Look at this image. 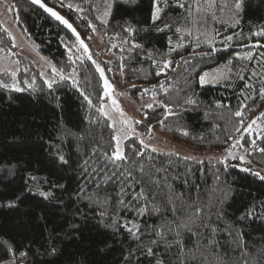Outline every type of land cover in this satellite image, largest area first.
Masks as SVG:
<instances>
[{
	"label": "trees",
	"instance_id": "16d2710c",
	"mask_svg": "<svg viewBox=\"0 0 264 264\" xmlns=\"http://www.w3.org/2000/svg\"><path fill=\"white\" fill-rule=\"evenodd\" d=\"M42 2L69 19L83 38L86 39L91 33V30L86 28V22L77 19L76 12L60 8L57 0H42ZM71 2L89 9L90 4H98L99 0H88L87 3L85 0H71ZM202 7L205 11L200 14L199 20L201 25H206V29L201 27L197 31L193 27L192 36H185L181 41L179 38L184 33H177L176 29L187 27L182 19L185 15L184 9L175 6L165 9L162 14L163 19L170 24V27L157 31L156 27H162V24L158 22L156 26L151 25L150 0H137L135 4L116 0L112 16L109 18L108 35L103 37V40L109 43L115 41L117 44L116 48H112L114 57L112 59L105 57L106 47L105 51L99 52L100 55L97 56L98 51L92 40L86 39V42L90 45L93 59L105 68V77L111 83L115 84L122 80L125 84H135V88L129 89L132 94L155 95L156 100L171 104L176 115H169L163 126L159 121L164 119V109L154 105L153 109L145 110L149 119L144 120L143 115L144 122L137 125L138 131L147 130L148 125L151 124L172 141L200 150H222L232 143L228 140L229 136L235 138L241 136V133L234 131L238 118L232 115L240 107L241 102L256 109L252 112L247 108L243 109L245 125L264 111V101H261L258 95L261 87L259 78L249 79L253 71L264 73V67L260 63L264 58V36L254 35L264 28V0H243V10L238 24L234 23L233 19L224 22L216 17L214 20L211 17V8L214 6L209 8L208 5L202 4ZM12 10L18 28L36 45L37 51L42 56L57 68H64L65 74L72 72L73 68L76 69L74 78L80 81V89L91 97L93 106H88L79 91L71 86V81L63 82L59 87L53 85L52 90H48L40 77L39 70L31 63L28 66L26 62L23 65L29 68L28 71L21 69L16 76V82L23 90L0 88V241H8L19 250H26L30 246L32 252L29 254L28 264H33L32 254L37 250L40 254L35 256V264H125L123 258L128 248L136 247V243L122 229L114 236L111 230L101 225L97 213L104 210V206L90 204L86 199L77 200L75 196L84 180L81 170L77 167L81 154L88 153L97 146L99 149L107 148L112 134L111 129L107 127L111 123L110 120L101 117L96 110L104 101L103 81L100 79V74L86 57L82 64L76 60V55L79 53H75V50H73V60H76V63L68 61V52L64 43H70L75 38L37 7L26 0H12ZM84 15L94 17L95 14L88 11ZM125 21L138 30L130 39L144 44L145 49H156L163 54L167 51L169 37L172 38L173 44L184 43L185 48L172 52L170 58L178 61L184 56L190 60V64L183 62L179 66L173 64L174 72L166 69L167 75L156 76L157 69L146 58L144 51L137 49L129 52L131 42L122 45L124 51H121V41L128 35L122 27ZM145 27L149 29L147 32L143 31ZM98 33L101 36L99 31ZM241 33L243 34L241 36L235 35ZM61 36L65 37L64 43L60 40ZM197 36L201 40L214 37L215 46L221 50L212 57L191 55L193 52L191 43ZM227 36L234 38L229 42L230 46L225 49L223 41ZM0 47L4 48L0 55L15 53L12 41L3 32H0ZM205 50L208 49L202 45L195 51L199 53ZM249 55L252 59H245ZM120 56L132 57L123 61L125 64L123 75L119 72ZM109 60L112 62L106 65L104 62ZM229 60H232L231 65L227 64ZM221 65H227L232 69L231 73H227L229 78L217 85L201 87L199 75ZM107 68H112L113 71L109 72ZM238 74H242L245 79H239ZM0 80L12 83V78L4 74H0ZM161 82L163 89L160 87ZM246 83L251 87L246 88ZM153 85L157 86L155 93H153ZM144 89L149 90L147 94H144ZM181 89L187 91L189 95L194 94L196 105H184L186 97ZM248 95L253 99L244 100ZM57 96L59 100L56 99ZM177 101L183 107L178 106ZM216 102H219L220 107H216ZM206 111L211 113L207 118L204 115ZM86 116L95 117L98 123L90 124L85 119ZM257 123L260 126L257 131L242 134V145L248 147L251 137L256 138L259 132L264 130V120ZM181 130L187 131L189 135L184 136ZM80 136L84 137L82 141L77 139ZM131 142L138 143V138L132 137L131 141L124 143ZM257 145L264 147V139H258ZM55 146L63 148L70 165L61 168L50 163L54 159L50 152L54 151ZM77 147L80 149L79 154ZM144 151L145 159L150 153L153 158L151 163L156 167L167 169L166 173L157 175H166L171 184V191L175 194L182 193L186 203H218L223 199L221 207L225 212L224 219L217 220L213 215L212 226L221 229L215 238L224 248L229 246L226 228L232 225L243 230L250 251L257 256L262 254L264 223L259 219L252 222L247 219L240 220L239 217L253 204L256 205L257 211H261L259 202L264 201V182L239 171L231 163L225 168L224 164L218 162L198 163L173 154L151 153L149 148ZM248 159L258 170L264 168V155L261 153L253 152ZM9 169L14 173L11 176L8 175ZM29 174L41 178L39 182L31 185L33 191L39 187L51 190L56 199L45 201L33 192L26 191L28 186L25 185V180ZM217 176H219L218 181ZM45 177L49 183L42 182ZM52 183L63 184L64 187H52ZM229 186L231 192L224 197V192L228 191ZM91 191L92 186H89V192ZM168 191L169 189L164 187L160 195L164 197ZM109 192L115 196L112 186H109ZM17 195H21L17 207L2 206L9 200L15 199ZM115 207L116 203L113 199L107 209L112 212ZM143 219L148 223L159 222V217L156 216ZM50 232L54 236L51 247L57 249L55 256L47 255L50 250L48 239ZM148 239L147 236L144 237L145 243ZM185 239L188 247H192L194 239L190 235ZM0 247L3 245L0 244ZM158 251L163 252L164 249ZM209 258L211 259V253ZM151 259L139 255L138 258L132 259L131 264H149ZM234 259L235 256L229 259L228 264H233ZM166 260L173 264L172 253L167 255ZM261 264H264V260Z\"/></svg>",
	"mask_w": 264,
	"mask_h": 264
},
{
	"label": "snow or ice",
	"instance_id": "6c2138e0",
	"mask_svg": "<svg viewBox=\"0 0 264 264\" xmlns=\"http://www.w3.org/2000/svg\"><path fill=\"white\" fill-rule=\"evenodd\" d=\"M30 2L31 4L38 5L45 13L71 32V36L75 39L70 43H64L65 37H60L61 42L64 43L67 49L68 61L75 64L76 60H79L82 64L86 57L87 60L92 62L96 72L100 74V79L103 81V97H108V99L111 100L112 105L115 107V111H117L121 117L120 120L113 119L111 114L106 110L104 104H101L100 107L96 109L101 117H106L108 120H111V123H109L107 127L111 129L112 134L110 135V142L107 148L99 149L97 146L92 148L90 152L81 154V160L77 162V167L81 170L84 180L83 183L79 185L75 196L77 200L86 199L90 204L95 203L104 206V210L97 213L101 225L111 230L114 236L122 229L136 243V247L133 248L130 246L128 248L127 254L123 258L125 264H131L132 259L134 257L138 258L139 255L152 258L149 264H170V262L166 260L169 253H172L173 264H228L229 259L233 256H235L233 264H261V261L264 260V250H262V254L259 256L250 251L242 229L232 225L227 226L226 231L229 237L227 241L229 246L227 248H224L215 238L217 232L221 231V229L212 226V217L214 215L217 220L224 219L225 212L223 207H221L223 199L219 200L218 203H186L182 193L175 194L171 191V184L166 175H157L158 173H166L167 169L156 167L151 163L153 158L150 153L147 159H145L144 150L148 149L150 146L143 138H139L138 143H124L125 141H131L133 134L137 137L146 135L144 133H139L133 125L142 124L144 120L149 119L148 113L145 112L143 114L144 120H133L126 117L124 110L120 107L117 100L112 99V95L115 94V85L105 77V68L93 59L90 45L86 42V39L92 40L98 31L101 33V42L103 41V37L108 35L109 18L112 16L116 0H100L98 4H90L89 9L74 4L71 0H57L60 8H67L69 11L76 12L77 19L86 22V28L91 30V33L86 39L81 36V33L74 27L69 19L61 15L60 12L54 10L53 7L47 6L42 0H30ZM87 2L88 0H85V3ZM129 2L135 4L137 0H123V3L127 4ZM150 2L151 25L156 26L158 22L162 24V27H156L157 31H163L170 27V24L163 19L162 14L165 9L170 6H175L185 10V15L182 19L187 27H177L176 29L177 33H184V35L179 38L181 41L185 36H192L193 27H195L197 31H199L201 27L206 29V25H201L199 20L200 14L205 11L202 4L208 5L209 8L216 6V0H150ZM100 4H102L103 7H101ZM225 8H229L231 19H233L234 23L238 24L240 13L243 10V0H225L224 3L217 6L219 12H223ZM88 11L94 13V17L84 15V13ZM211 17L215 20L216 12H212ZM122 27L123 31L128 35L121 41V51H124L122 45L129 44L130 42L131 47L128 49L129 52L137 49L144 51L146 58L150 60L152 66L157 69L155 73L156 76L162 74L167 75L166 69H171L174 72L175 69L172 67L173 64L177 66H179L181 62L190 64V60L186 59L184 56H181L178 61L170 58L172 52L185 48L184 43L179 42L173 44L172 38L169 37L167 51L160 54L158 50L145 49L144 44L137 43L130 39L138 30L128 21H125ZM148 30V27L143 29L145 32ZM0 32L6 34L12 41L13 48L17 47L13 33L9 31L8 28L4 27L3 24H0ZM201 35H203V33H201ZM235 35L241 36L243 34ZM254 35L264 36V28L254 33ZM233 38V36L225 37L223 41V47L225 49L230 46L229 42H231ZM202 45L206 46L208 50L197 53L195 50L201 48ZM111 47L116 48L117 44L113 43ZM191 47L193 48L191 55H199L201 57H212L221 50L215 46L214 37L212 39L205 38L201 40L200 37L197 36L195 41L191 43ZM73 50H75V53H79V55H76V60H73ZM3 51L4 48L0 47V52ZM96 55L98 56L100 53L97 52ZM157 56L160 58L157 59ZM131 58L132 57H119L121 61L119 72L121 75H123L125 69L123 61ZM41 59L45 60L48 67L51 69V76L46 75L44 71L40 72V76L44 80L48 90H52L53 85L59 87L61 83L71 81V86L79 91L88 106H93L91 97L86 91L80 89V81L74 78L76 74L75 68H73L72 72L65 74L64 68H57L50 61H47L45 57H41ZM245 59H252V57L249 55L245 57ZM111 62L112 61L109 60L104 63L107 65ZM14 63L19 64V61H14ZM260 63L261 66L264 67V58L261 59ZM227 64L231 65L232 60H229ZM18 71L19 68L15 70L0 68V74L12 78L11 84L0 80V88L22 91L23 89H21L16 82ZM24 71L27 72L28 69ZM107 71L111 72L113 69L107 68ZM231 72L232 69L229 67L227 73ZM227 73L221 70H216L215 74L204 72L199 75V84L203 87L209 83L214 84L219 80L228 79L229 76ZM238 75L239 79H245L242 74ZM252 77L259 78L261 87L258 95L260 100L264 101V73L253 71L249 79ZM131 87L135 88L136 85L133 84ZM156 87V85L152 86L153 93H155ZM160 87L163 89V82H161ZM245 87L249 88L251 85L246 83ZM35 90L36 89L33 87V91ZM148 91V89H144V94H147ZM180 91L184 90L181 89ZM184 95L186 97V99H184V105H196V100L193 98L194 94L189 95L187 91H184ZM103 97H101V99H103ZM56 99L59 100V97L57 96ZM251 99H253V97L250 95L244 97V100ZM154 105L164 109V119L159 121L161 126L164 125L169 115H176L170 103L163 100H156L155 95H153V102L144 105V107L153 109ZM177 105L183 107V105L179 104V101H177ZM216 107H220L219 102H216ZM245 108H247L249 112L256 110L255 107L241 102L240 107L232 113L234 117L238 118L234 131L241 133V136L240 138H235L233 136L228 137V140H231L232 143L224 149L225 154L217 158V162L224 164L225 168H227L229 166V159L239 160L240 165L232 166L238 167L239 171L247 173L249 176L264 182V168L259 170L254 169V167H252V161L248 159V157L253 155V152H259L264 155V147L257 145L258 139H264V130L260 131L256 138L251 140L248 147L245 148V154L237 155L232 151L233 148L244 147V145L241 144V140L243 139L242 134H251L250 130L254 127H259L257 122L264 120V111H262L245 125V113L243 111ZM210 114L209 111H206L204 113L205 118ZM85 119L90 124L98 123L95 117L90 118L86 116ZM151 131L152 125L149 124L148 132L151 133ZM181 131L184 136L189 135L187 131ZM77 139L82 141L84 137L80 136L77 137ZM225 143H227V141H225ZM157 151L158 149L156 147H151L150 149L151 153ZM77 153H80L79 147H77ZM50 155L54 157V159L50 161L51 164L58 165L61 168L70 165L69 158L66 157L61 146H55L54 151L50 152ZM183 159H195V157L185 156ZM197 162L201 163L202 161ZM13 174V171L9 169L8 175L11 176ZM40 179L41 178L35 175L29 174L28 178L25 180V185L28 186L26 187V191L33 192L34 195H38L45 201L55 200L56 198L51 190H44L42 187H39L33 191L31 185L39 182ZM172 179H177V177H172ZM216 179L218 181L219 176H217ZM42 182L49 183L46 177L43 178ZM89 186H92L91 192H89ZM109 186H112V192L115 193V196L109 192ZM52 187L63 188L64 185L52 183ZM164 187L168 188L169 191L166 196L162 197L160 193L163 191ZM230 192L231 187L229 186L228 191L224 192V197H227ZM21 195H17L15 199L9 200L2 206L7 208L17 207ZM113 199L115 200L116 207L112 212H109L107 206L110 205ZM59 203L62 204V202ZM259 205L261 211H257L256 205L253 204L241 214L239 219H247L252 222L259 219L264 223V201H260ZM213 208H215L214 212ZM181 210H183V215H181ZM121 213H123V215H121ZM162 213H169V215H162ZM153 216L159 217L158 223H148L143 219ZM82 218L87 219V217L83 216ZM73 227L76 226L73 225ZM189 235L194 239L192 247H188L186 243L185 238ZM145 236L149 238L147 243L144 241ZM48 239L50 250L47 252V255L55 256L57 255V249L51 247L54 243V236L51 232L49 233ZM0 244L3 245V247H0V264H28L29 254L32 252L30 246L26 250H19L8 241H0ZM161 248L164 249L163 252L158 251ZM174 249L175 251H173ZM209 253H211V259L209 258ZM236 253H238V255H235ZM39 254V250L32 254L33 264H35V256Z\"/></svg>",
	"mask_w": 264,
	"mask_h": 264
},
{
	"label": "rangeland",
	"instance_id": "374dc122",
	"mask_svg": "<svg viewBox=\"0 0 264 264\" xmlns=\"http://www.w3.org/2000/svg\"><path fill=\"white\" fill-rule=\"evenodd\" d=\"M100 2V0H99ZM225 0H216V6H214L212 9V12H216V17L218 19L224 20V22H229L231 19V13L229 11V8H225L223 12H219L217 10V6L224 3ZM101 7H103L102 4H100ZM210 9V10H211ZM12 0H0V23L3 24L4 27L8 28L9 31L13 33V36L16 39L17 47H15V53L13 54H3L0 55V68H6L9 70H15L16 68H19V71L21 69H27L23 64L26 62L28 65L29 63L32 64V66L36 67L39 70V73L41 71H44L46 75L51 76V69L48 67L45 60H42V56L36 48V45L33 44L29 39H27L20 29L17 26L16 21L13 17L12 12ZM92 43L98 52H104V55L108 59H112L114 57V53L112 51L111 44L115 43V41H112V43H109L107 40H103L101 42V36L97 32L92 39ZM47 60V59H46ZM14 61H19V64L14 63ZM48 61V60H47ZM29 66V65H28ZM29 69V68H28ZM228 66L227 65H221L217 68H214L208 72L210 74H215L216 70H221L227 73ZM23 70V71H24ZM17 72V74L19 73ZM41 77V76H40ZM222 80H219L216 83H209L206 85H217L221 83ZM114 84V83H113ZM114 92L115 94L112 95V99H116L119 103L120 107L124 110L126 117L131 118L133 120H143V114L145 113V110L148 108L144 107V105L148 103L153 102V95H142L140 93L138 94H132L129 89L131 88V85L133 84H125L122 80H119L115 84ZM156 99V98H155ZM103 104L106 108V110L111 114L113 119L120 120L121 117L119 116V113L115 111V107L112 105L111 100L108 99V97H104ZM111 122V120H110ZM259 125V124H258ZM133 127L137 129V125H133ZM260 127V126H259ZM259 127H254L251 132H255L259 129ZM139 133H144L143 137H137L135 134L132 135V137L136 138H143L146 143L149 144V149L151 147H156L158 149L157 153H167V154H173L180 157L190 156L195 157V159H190L193 161H207L211 163L217 162V158L222 157L224 153V149L222 150H210V149H196L191 146L185 145L180 142L172 141L169 137L161 133L159 128H153L151 133L147 130H144L143 132L138 131ZM252 140V137L250 139V142ZM245 148L244 147H237L233 148L232 151L236 153L237 155L245 154ZM231 165H240L239 160H231L229 159L228 164ZM252 167L254 169L258 170L254 164H252ZM238 168V167H237ZM239 169V168H238Z\"/></svg>",
	"mask_w": 264,
	"mask_h": 264
},
{
	"label": "water",
	"instance_id": "95a60500",
	"mask_svg": "<svg viewBox=\"0 0 264 264\" xmlns=\"http://www.w3.org/2000/svg\"><path fill=\"white\" fill-rule=\"evenodd\" d=\"M26 1L29 2V3L31 4L30 0H26ZM32 5L35 6V7H37L39 10H41V11H42L47 17H49L52 21H54L55 23H57L58 25H60L58 21H56L54 18L50 17L47 13H45V12L43 11V9L39 8L38 5H34V4H32ZM60 26L63 27V25H60ZM63 28H64V27H63ZM64 29H65L67 32H69V33L71 34V32H70L69 30H67L66 28H64Z\"/></svg>",
	"mask_w": 264,
	"mask_h": 264
}]
</instances>
